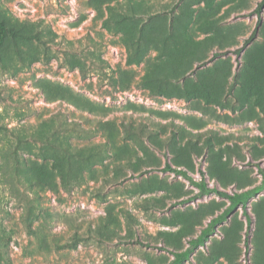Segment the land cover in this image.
<instances>
[{
  "label": "rangeland",
  "instance_id": "rangeland-1",
  "mask_svg": "<svg viewBox=\"0 0 264 264\" xmlns=\"http://www.w3.org/2000/svg\"><path fill=\"white\" fill-rule=\"evenodd\" d=\"M260 1L0 0L8 21L39 35L20 42L38 60L20 58L11 36L0 60V264H167L171 251L187 248L181 264H264V7L255 39L235 52L257 26ZM108 4L138 19L136 34L160 38L140 64L127 63L121 34L103 26ZM217 50L223 54L213 58ZM204 84L211 99L177 95ZM62 92L89 98L102 113L56 98ZM121 122L144 130L128 139ZM172 122L204 132L200 153H183L180 165L169 143ZM55 125L111 153L70 192L46 154ZM210 129L216 149L228 147L218 165L225 181L211 173ZM188 139L177 130V147ZM201 179L210 190L192 182ZM239 185L260 187L246 204L250 225L242 204L227 215L230 200L211 190L233 193ZM219 214L227 218L194 247Z\"/></svg>",
  "mask_w": 264,
  "mask_h": 264
},
{
  "label": "trees",
  "instance_id": "trees-1",
  "mask_svg": "<svg viewBox=\"0 0 264 264\" xmlns=\"http://www.w3.org/2000/svg\"><path fill=\"white\" fill-rule=\"evenodd\" d=\"M263 7H264V0H261L258 3V6L256 7L257 13L259 15L257 26L254 28L252 33L247 38H245L244 43L240 47H237L235 49V52L238 55L241 54V52L253 41V39H255L258 31V27L262 21L261 10ZM107 10H108V17H106L103 20V26L110 32L121 34L120 38L127 49L126 61L128 64H140L151 47L158 49V47L153 46V44H155L157 42L156 40L160 38L149 37L147 35H144L142 30L140 34H136L135 28L138 19L128 17L130 13H117L115 7L110 4L107 5ZM8 36L12 37L14 42L15 52L20 58L22 59L30 58L31 62L32 60L34 61L38 60L37 57L35 56L32 57L31 53H25L23 48L20 46V42H25V44L31 43L33 42L34 39H38L39 35H37L36 33H32L28 28H26L24 24L8 21L7 15L0 12V60L3 59L4 46ZM171 38L175 40L177 36L174 33H172ZM218 47H221L220 44L218 45ZM221 54L223 53L220 50L214 51L213 58L218 57ZM253 67L257 68V63H254ZM262 75L264 76V69H262ZM154 79H155L154 70H152V73H150L149 70L147 72V80L149 82H152L154 81ZM253 85H254L253 83L249 82L247 87H251ZM257 89L260 91L261 86L258 85ZM177 95L186 98H190L191 96H201L205 99H211L206 92L205 84L203 86H199L195 88L194 90H189L188 88H185L183 90L180 89ZM57 97L63 101L69 102L73 107L82 111H87L90 113H102L103 110V108L100 105L94 103L89 98L83 96H75L71 92L58 93L56 98ZM215 102L219 103L218 100H215ZM172 123L174 126H176V129L172 131V135L170 137L169 143L171 148L173 149L175 161L177 164L180 165L183 160V156H182L183 153L186 152L190 153L191 151H194L197 154L200 153L201 145L199 144V140L201 137L204 136V132L195 133L193 132L192 129H189L183 125L180 124L178 125L175 124L174 122ZM121 126L125 133L124 136L128 139H136L137 135L135 131L142 132L144 130L143 128H139V130L135 129L132 123L130 122H121ZM54 128L55 129H53V131L50 133V136H48L45 139V142L47 144L46 154H48V156L52 160L51 163L52 168L55 170L56 178L58 179L57 182L59 186L64 191L70 192L75 187V185L81 184L82 182L85 181V171H91L94 165L102 163L105 156H109L111 153H109L107 149L102 150L101 147H103V145H99V146L87 145V144L81 145L80 143L76 142L73 139V137H67L66 135L63 136L60 133V129L57 128L56 125L54 126ZM72 130L75 131V128H72ZM177 130H181L185 134H188L189 136V139L185 142L184 148L177 147V143H176ZM209 132H210L209 135L205 134L204 145L207 146V149H209L210 152L209 155L211 156V163H212L211 173H213L215 177L221 179L222 181H225L224 179H222V171H221L222 169H224V166H218V165L226 164V161L222 162L221 158L228 152V147L227 149L222 147L216 149V144L218 142L216 138L218 137V135L212 129H210ZM18 136H19L18 143L24 144L23 141L24 138L21 137V135ZM162 142H166V141H162ZM155 144L159 145V143H155ZM114 148L115 146L113 144V150ZM14 152L17 153V149H14ZM113 152H117V151L114 150ZM24 164L25 163H23V165ZM164 168L167 170L175 171L179 174L188 177L186 170L178 167H173L169 163H167ZM26 179L30 183H32L34 180H39V179H35L33 175L26 176ZM192 182L200 189L210 190L206 187L205 179H201V181L192 180ZM247 186L248 185H239V189H241V191H234L233 193H227L225 190L217 187H213L211 188V190L216 191L217 193L221 194L222 196L230 200L231 208L227 211V215L233 212L236 205L242 204L243 213L245 215L247 225H250L252 223V216L250 215L246 204L250 195L256 194V192L260 187L255 186V187L246 188ZM227 215H223V214L217 215L211 221L212 222L211 227L204 228L196 239L191 240L193 246L196 247L198 244L205 243V238L208 235V232L212 230V227H214L217 222L219 221L223 222L227 218ZM27 230L28 232H33L31 226H27ZM246 245H249L248 240L246 241ZM64 246H67V244ZM171 253L174 255V258L167 264H181L190 257L192 253V248H187L181 251L173 250L171 251Z\"/></svg>",
  "mask_w": 264,
  "mask_h": 264
}]
</instances>
